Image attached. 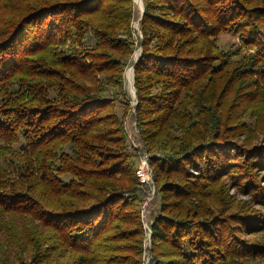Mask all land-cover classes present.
I'll return each instance as SVG.
<instances>
[{"label": "trees", "instance_id": "16d2710c", "mask_svg": "<svg viewBox=\"0 0 264 264\" xmlns=\"http://www.w3.org/2000/svg\"><path fill=\"white\" fill-rule=\"evenodd\" d=\"M142 1L0 0V264H144L131 113L151 263L264 264V0Z\"/></svg>", "mask_w": 264, "mask_h": 264}, {"label": "rangeland", "instance_id": "374dc122", "mask_svg": "<svg viewBox=\"0 0 264 264\" xmlns=\"http://www.w3.org/2000/svg\"><path fill=\"white\" fill-rule=\"evenodd\" d=\"M135 1V4H136V10H135V20H134V23H133V28H134V33H135V36L138 38L141 37V32L139 30V18L141 16V11L139 9V5L137 3L136 0ZM141 3H142V7H143V1L141 0ZM142 10V9H141ZM143 10H144V7H143ZM234 39V37H232L231 35H222V41L221 43L222 44H226L227 42H230ZM139 50V48L137 49V51ZM135 51V52H137ZM134 59V57H133ZM131 67V66H130ZM128 69V68H127ZM127 71V70H126ZM127 78L125 77V84H126V88H127V91H128V96L130 98V102L131 104H134V102H136V96L134 94V89L132 91V88L130 86V84L128 83V81L126 80ZM134 88V87H133ZM126 127H127V130H128V133H129V138H130V141H131V144H132V147L136 150L137 153H141V146H142V143L139 141L138 139V135H137V129H136V123H135V119H134V115L131 113L128 117V119H126ZM134 142V143H133ZM149 162V161H148ZM150 167V165H149ZM151 169V167H150ZM152 170V169H151ZM141 188H143V191L146 193V199H145V202L144 204L142 205V211H141V215H142V218L144 220V228H145V240H144V248H145V252H144V262H145V254L148 256L149 258V263L148 264H155V263H151V254H150V251H149V246L150 244L147 245V242L148 240L151 238V235L148 239V235L150 233L149 231V226L148 225V222L151 220V212L156 210L157 209V205H158V200L155 196V185H154V182L153 184L151 185H148V184H144V185H141Z\"/></svg>", "mask_w": 264, "mask_h": 264}, {"label": "built area", "instance_id": "2783aa9c", "mask_svg": "<svg viewBox=\"0 0 264 264\" xmlns=\"http://www.w3.org/2000/svg\"><path fill=\"white\" fill-rule=\"evenodd\" d=\"M135 103L136 102H134V104ZM148 158H149V156L145 152L140 153V164L136 170V175L143 184L146 183L148 185H150V184L152 185L153 184V174H152V170L149 167ZM149 231H150V233L148 235V239L151 235L150 227H149ZM150 242H151V238L148 240L147 245L150 244ZM148 263H149V258L145 254L144 264H148Z\"/></svg>", "mask_w": 264, "mask_h": 264}, {"label": "bare ground", "instance_id": "6f19581e", "mask_svg": "<svg viewBox=\"0 0 264 264\" xmlns=\"http://www.w3.org/2000/svg\"><path fill=\"white\" fill-rule=\"evenodd\" d=\"M137 1V3H138V7H139V9H140V11H141V16H140V18L139 19H141L142 18V16H143V12H144V10L142 11L141 9L143 8L142 7V3H141V0H136ZM139 55H140V49L137 51V52H135L134 53V60L136 59V58H138L139 57ZM126 80L128 81V83L130 84V86H131V88H132V91H133V68H132V66L131 67H128V69H127V71H126Z\"/></svg>", "mask_w": 264, "mask_h": 264}, {"label": "water", "instance_id": "95a60500", "mask_svg": "<svg viewBox=\"0 0 264 264\" xmlns=\"http://www.w3.org/2000/svg\"><path fill=\"white\" fill-rule=\"evenodd\" d=\"M142 11H143V8H142ZM137 59H138V58L135 59L134 63H136ZM132 68H133V66H132ZM133 86H134V85H133ZM134 94H135V88H134ZM135 96H136V94H135Z\"/></svg>", "mask_w": 264, "mask_h": 264}]
</instances>
